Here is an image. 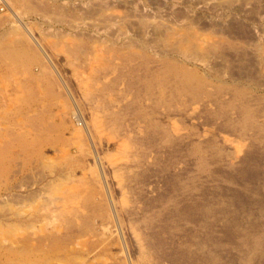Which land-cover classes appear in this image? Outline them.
I'll list each match as a JSON object with an SVG mask.
<instances>
[{
	"label": "rangeland",
	"instance_id": "1",
	"mask_svg": "<svg viewBox=\"0 0 264 264\" xmlns=\"http://www.w3.org/2000/svg\"><path fill=\"white\" fill-rule=\"evenodd\" d=\"M0 41V264H264V0H0Z\"/></svg>",
	"mask_w": 264,
	"mask_h": 264
},
{
	"label": "bare ground",
	"instance_id": "2",
	"mask_svg": "<svg viewBox=\"0 0 264 264\" xmlns=\"http://www.w3.org/2000/svg\"><path fill=\"white\" fill-rule=\"evenodd\" d=\"M28 8H30V7H28ZM15 14V13H14ZM19 20V19H18ZM1 42V41H0ZM2 42H3V44L5 45V43H4V41L2 40ZM3 46V45H2ZM3 48H5V47H3ZM7 48V47H6ZM9 51H10V49H8ZM162 64H163V62H161ZM170 63V62H169ZM159 65H160V63H158ZM157 65V64H156ZM141 68H142V66H141ZM110 76V75H109ZM123 80V79H122ZM160 85H161V82H160ZM162 86V85H161ZM178 86V85H177ZM187 99V98H186ZM190 100V99H189ZM217 100V99H216ZM218 101V100H217ZM259 102V101H258ZM187 103V102H186ZM246 103V102H245ZM218 104V103H217ZM220 104V103H219ZM218 104V105H219ZM222 104V103H221ZM245 105V104H244ZM242 117V116H241ZM25 255V254H24ZM23 263V262H22Z\"/></svg>",
	"mask_w": 264,
	"mask_h": 264
},
{
	"label": "built area",
	"instance_id": "3",
	"mask_svg": "<svg viewBox=\"0 0 264 264\" xmlns=\"http://www.w3.org/2000/svg\"><path fill=\"white\" fill-rule=\"evenodd\" d=\"M2 10V9H1Z\"/></svg>",
	"mask_w": 264,
	"mask_h": 264
}]
</instances>
